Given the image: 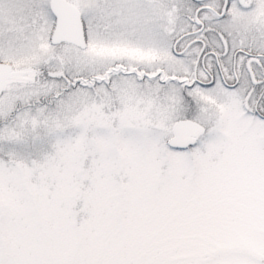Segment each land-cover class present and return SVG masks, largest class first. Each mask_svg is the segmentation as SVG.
<instances>
[{
    "label": "snow or ice",
    "instance_id": "obj_1",
    "mask_svg": "<svg viewBox=\"0 0 264 264\" xmlns=\"http://www.w3.org/2000/svg\"><path fill=\"white\" fill-rule=\"evenodd\" d=\"M0 264H264V0H0Z\"/></svg>",
    "mask_w": 264,
    "mask_h": 264
}]
</instances>
